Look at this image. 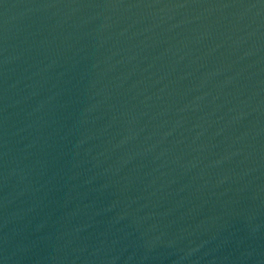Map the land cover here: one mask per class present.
<instances>
[{
    "label": "water",
    "instance_id": "1",
    "mask_svg": "<svg viewBox=\"0 0 264 264\" xmlns=\"http://www.w3.org/2000/svg\"><path fill=\"white\" fill-rule=\"evenodd\" d=\"M0 264H264V0H0Z\"/></svg>",
    "mask_w": 264,
    "mask_h": 264
}]
</instances>
